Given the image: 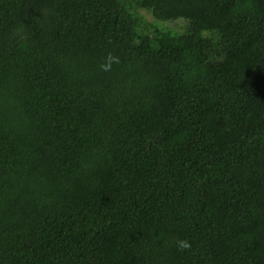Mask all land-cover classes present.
I'll return each instance as SVG.
<instances>
[{
    "label": "trees",
    "instance_id": "16d2710c",
    "mask_svg": "<svg viewBox=\"0 0 264 264\" xmlns=\"http://www.w3.org/2000/svg\"><path fill=\"white\" fill-rule=\"evenodd\" d=\"M0 264H264V0H0Z\"/></svg>",
    "mask_w": 264,
    "mask_h": 264
},
{
    "label": "rangeland",
    "instance_id": "374dc122",
    "mask_svg": "<svg viewBox=\"0 0 264 264\" xmlns=\"http://www.w3.org/2000/svg\"><path fill=\"white\" fill-rule=\"evenodd\" d=\"M140 11L145 16L148 22H152L160 28H169L175 32H181L185 28L186 21L183 18H179L176 20H156L149 11L145 9H141Z\"/></svg>",
    "mask_w": 264,
    "mask_h": 264
},
{
    "label": "clouds",
    "instance_id": "9594fccd",
    "mask_svg": "<svg viewBox=\"0 0 264 264\" xmlns=\"http://www.w3.org/2000/svg\"><path fill=\"white\" fill-rule=\"evenodd\" d=\"M179 243H180V246H181V247H185V248H186V247L189 246L188 243H187L186 241H180Z\"/></svg>",
    "mask_w": 264,
    "mask_h": 264
}]
</instances>
